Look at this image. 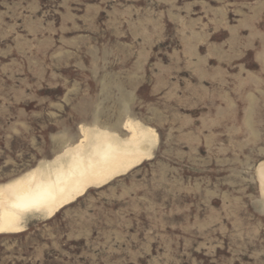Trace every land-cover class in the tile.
Instances as JSON below:
<instances>
[{"label":"rangeland","instance_id":"1","mask_svg":"<svg viewBox=\"0 0 264 264\" xmlns=\"http://www.w3.org/2000/svg\"><path fill=\"white\" fill-rule=\"evenodd\" d=\"M128 120L152 156L0 264H264V0H0V183Z\"/></svg>","mask_w":264,"mask_h":264},{"label":"bare ground","instance_id":"2","mask_svg":"<svg viewBox=\"0 0 264 264\" xmlns=\"http://www.w3.org/2000/svg\"><path fill=\"white\" fill-rule=\"evenodd\" d=\"M156 133L133 120L113 129L81 125L78 142L0 183V234L24 230L31 214L54 216L91 187L102 186L149 159ZM258 169L264 191V161Z\"/></svg>","mask_w":264,"mask_h":264}]
</instances>
